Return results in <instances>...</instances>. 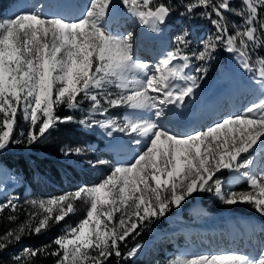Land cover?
<instances>
[{"label":"snow or ice","instance_id":"1","mask_svg":"<svg viewBox=\"0 0 264 264\" xmlns=\"http://www.w3.org/2000/svg\"><path fill=\"white\" fill-rule=\"evenodd\" d=\"M115 3L88 0L81 11L74 0H49V5L38 4L39 10L0 19V153L13 143L33 146L61 124L71 123L99 128L108 137L119 132L137 145L131 159L112 165L98 184L28 201L36 210L0 234V253L74 214L82 194L90 209L50 244L25 247L14 256V264H30L38 255L56 257L55 264H110L113 258L121 264L142 249L136 242L122 251L129 238L140 235L145 221L167 215L198 193L213 194L226 205L248 204L264 216V55L258 51L264 48V0H239V6L233 0H120L153 32L161 31L178 5L187 17L203 9L198 14L214 29L190 53L193 33L183 30L154 64L134 58L131 32L108 29ZM226 13L240 20L231 33ZM219 49L234 54L253 74L261 88L259 98L240 114H228L204 129L175 132L166 127L163 121L177 115L167 106H182L195 95ZM193 61L200 62L195 75L185 71ZM85 101L90 107L77 119L74 113ZM61 107L69 114L61 115ZM117 108L127 110L122 120L111 115ZM18 116L29 125L19 132L23 139L15 136ZM89 150L90 144L61 148L66 156ZM94 164L110 161L97 159ZM222 170L243 179L247 187L234 188L218 175ZM20 207V198L11 195L0 202V213H15ZM8 219L17 217L10 214ZM52 245L56 247L49 251ZM167 264H264V249L256 256L238 251L177 256Z\"/></svg>","mask_w":264,"mask_h":264},{"label":"rangeland","instance_id":"2","mask_svg":"<svg viewBox=\"0 0 264 264\" xmlns=\"http://www.w3.org/2000/svg\"><path fill=\"white\" fill-rule=\"evenodd\" d=\"M186 1L188 2V0H184L185 3ZM233 2L234 6H239V0H233ZM38 4L44 5V0H14L9 4L5 11V15L1 19L10 18L13 13L36 9ZM87 4L88 0H77L75 6L82 11ZM44 11H48L47 6L44 8ZM200 11H203V9H198L191 17H187L181 15V13L184 12V8L178 5L169 22L161 26V31L153 32L148 25L140 23L137 18L131 16L126 11L125 6L120 3V0H116L115 6L111 11V16L108 19L107 26L113 33L125 34L131 32L133 34L134 58L142 62H151L154 64L162 59L163 54L174 46L173 42L176 35L180 34L185 29L190 33H193V45L188 50L189 53L198 50V40L206 36L209 32L214 31L210 22L198 14ZM176 13H178V16H175ZM226 16L229 20V32L231 33L235 30V24L240 23V20L238 17L232 16L230 13H226ZM150 31L152 34L148 33ZM258 51L261 55H264V48L259 49ZM192 63L193 67L187 69V72L195 75V67H198L200 62L193 61ZM238 65L240 66L238 57L234 54L228 53L224 49H219L216 52L214 59L208 63L207 76L199 82L198 91L202 96V101L213 96L212 92L217 85H227V80L230 81ZM241 69L243 68L241 67ZM242 76L243 79L247 80L253 77V74L243 69ZM225 87L223 86V88ZM111 91H116V89L113 88ZM89 107V103L85 101L82 104L81 111L76 113L82 118ZM224 109L221 111L222 113L218 114L219 116L216 115L207 121L205 120V124L197 125L192 131L204 129L207 126H210L212 122L218 121L228 114H240L244 110V105L240 106L238 112L234 111L231 113L228 107ZM66 110L67 109L63 107L60 108V111ZM184 110H186V107H184ZM126 114L127 110L125 108H117L111 112V115L117 120H122ZM202 115L203 113L201 111L200 116ZM151 118L155 119V117ZM20 121L21 123H24L22 117L18 116V122ZM166 127H170V125H167ZM84 130L96 133L97 136L103 140V146L99 147L98 144L94 143L91 144V150L83 155H68L66 158L86 169L87 173L91 176L89 177V180H96V182L91 185H95L101 182V180L109 174L112 165L117 162L130 160L137 145L132 142L130 137L119 132H115L116 136L113 135L112 137H108L104 131L99 128ZM17 139L23 138L19 135ZM13 144V147L18 149L22 146L25 148L29 147L27 144ZM10 148L11 147L8 149ZM110 155L113 159L105 157ZM97 159L110 161V164L95 165L94 162ZM218 175L231 182L236 189H244L247 187V183L243 179L237 180L235 174L228 170H222ZM20 189L23 190L22 195L18 193ZM30 192L31 187L24 181L22 175L0 160V202L11 195L18 196L21 201L26 198ZM79 200L82 201V204L79 208L75 209L74 214H70L71 217L67 219L68 223L65 227L74 226V223L84 214L85 208H87V211L90 209V200L86 199L83 194ZM241 206L244 211L241 212L236 210ZM197 207L204 210V213L200 216H196L195 214V209ZM116 215L119 216V213ZM227 217L232 218L231 220H234L233 218H235L236 220H234V222L235 225H237L231 226L228 221L226 222ZM238 217L258 220L260 228L251 231L249 238L244 239V233H240L241 226L237 223ZM152 220H154V222ZM152 220L151 222L145 221L144 223L146 226L143 227L142 231L140 230V235L137 236L135 240H132V242H139L143 246L138 255L132 259H145L148 260L150 264H167L169 260L174 259L177 256L190 258L195 254L228 251H238L240 253H247L256 256L261 249H264V216L258 214L248 204L226 205L213 194H194L184 202L181 207H173L167 215L162 216L159 219L153 218ZM206 227H213V232H218L212 235L213 239L210 237L209 240H205L204 236H202V230ZM209 228L207 231H211ZM207 234L209 235L210 232H207ZM225 241L227 242L225 243ZM237 241H239L238 246L235 244L237 250L232 249V244ZM247 241L248 243H246ZM250 243L251 247H248L247 244L250 245ZM245 246L250 250H247Z\"/></svg>","mask_w":264,"mask_h":264},{"label":"trees","instance_id":"3","mask_svg":"<svg viewBox=\"0 0 264 264\" xmlns=\"http://www.w3.org/2000/svg\"><path fill=\"white\" fill-rule=\"evenodd\" d=\"M14 0H0V19L5 15V11L9 4ZM187 2V1H186ZM178 16V13L175 14ZM61 115L69 114L68 110L60 111ZM77 119L81 118L78 113H74ZM28 124L18 122V127L15 133L16 138L19 137L20 131H27ZM98 144L102 147L104 142L96 133L88 132L81 128L79 124H61L59 128L52 132L46 140H41L39 143L25 148L24 146L14 148L12 144L10 149L0 153V160L3 161L8 167L15 169L20 173L25 182L31 187L30 194L20 201L21 207L15 213L4 211L0 213V234H3L10 228H16L19 224L27 219V213L35 211L32 205L27 203L34 199H47L55 197L59 194L75 190L80 185H91L96 180H89L90 174L86 169L71 162L61 152V148L65 145L78 146L87 144ZM26 149V150H24ZM109 159H113V157ZM23 190L18 191L22 195ZM82 204L81 200L74 203V207L79 208ZM238 211H244L241 207L237 208ZM87 208L84 214L74 223V225L86 215ZM15 215V221H9V215ZM60 222L58 225L51 228L42 235H34L26 237L22 242L15 247L9 248L7 251L0 253V261L2 264H14L13 258L23 252L25 247L39 248L43 245H48L51 241L62 234L65 225L68 223L67 219ZM154 222V220H152ZM148 227V226H147ZM146 227V228H147ZM140 231V230H139ZM135 242L129 238L127 246L122 248V251H127ZM56 246L52 245L49 251L53 250ZM56 257L50 255H38L31 259L30 264H55ZM110 264H116L113 258ZM121 264H150L145 259H131L122 261Z\"/></svg>","mask_w":264,"mask_h":264},{"label":"bare ground","instance_id":"4","mask_svg":"<svg viewBox=\"0 0 264 264\" xmlns=\"http://www.w3.org/2000/svg\"><path fill=\"white\" fill-rule=\"evenodd\" d=\"M76 1L77 0H74V4L76 3ZM44 3L46 5H49V0H44ZM148 33L152 34L151 31ZM185 71L188 70L186 69ZM242 74H243V69H241V66L238 65L236 67L235 73L233 74L232 78L229 77L231 78L230 81L227 80L228 84L217 85L214 91L212 92L213 96L206 98L204 101H202V96L200 95L197 88L195 91V95L193 97L186 98V101L182 106L168 105L166 110L169 111L170 113H175L177 115H171L168 120H165L163 122L165 123L166 126L170 125V128H172L175 132H191L194 128L197 127V125L205 124L206 123L205 120L207 121L211 117H214L219 113H222L221 111L226 107L230 109L231 113L234 111L238 112L241 105H244V109H245L249 104L253 103L259 98L261 94V88L259 84L254 81L253 77L246 80L243 79ZM223 86L226 87L223 88ZM184 107H186V110H184ZM201 111L203 113L202 116H200ZM113 135L116 136L115 132L113 133ZM203 213L204 210L202 208L197 207L195 209L196 216L198 215L200 216ZM231 219L232 218L227 217L226 222L228 221L229 224L233 226L235 225L234 220L236 219L235 218H233L234 220ZM237 223L241 226L240 233L242 234L244 233L243 234L244 239L249 238L251 231L260 228L259 221L255 219L238 217ZM209 227H206L204 228V230H202V236H204L205 240H209L210 237L211 239H213L212 235L216 234L217 232V231L213 232L212 230L213 227L212 228ZM208 228L211 229V231H207ZM207 232H210V234L208 235ZM227 241H225V243ZM246 243H248V241ZM235 244L236 246H238L239 241H237L236 243L234 242L232 244V249L237 250ZM247 245L248 247H251V243L250 245L249 244ZM248 247H246V249L250 250Z\"/></svg>","mask_w":264,"mask_h":264}]
</instances>
